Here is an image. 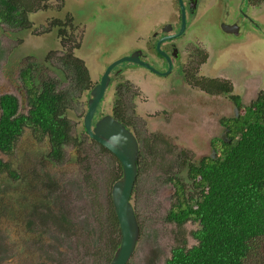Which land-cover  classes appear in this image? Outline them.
Returning <instances> with one entry per match:
<instances>
[{
  "label": "rangeland",
  "instance_id": "1",
  "mask_svg": "<svg viewBox=\"0 0 264 264\" xmlns=\"http://www.w3.org/2000/svg\"><path fill=\"white\" fill-rule=\"evenodd\" d=\"M18 1L24 5L32 2V26H13L0 5V96L15 95L23 114L29 108L23 72L30 69L37 87L44 80L54 79L60 89H66L72 86L74 70L65 68L62 58L67 48H73L85 61L94 84L104 65L122 55L121 51L150 47L145 33L161 23L172 22V18L160 17L161 0ZM164 1L171 9L177 8L176 0ZM244 3L216 0L193 21L196 43L185 39L181 50L189 70L197 71L203 56L199 54L204 53L201 37L212 43L204 75L234 72L233 93L238 94H243V87L250 93L258 88L264 91V19L260 18L264 15V0L262 4L249 0L253 9L259 8L252 16L260 20V25L246 18ZM241 9L245 11L241 13ZM19 18L16 16V21ZM55 20L69 24L64 35L57 36L56 27H51L50 22ZM234 21L239 26L238 34L224 29V24ZM214 62L216 66H212ZM228 66L227 72L224 68ZM126 80L133 83V107L126 120L135 122L130 127H134L141 145L131 195L140 238L128 264H167L179 239L185 238L189 247L197 244L191 232L199 227L195 219H187L181 235L177 223L169 220L178 202L175 179L170 177L175 174L187 190H192L187 176L189 160L193 157V161H199L214 149L221 150V142L212 144V140L224 136L222 120L234 116L233 102L230 95L210 94L195 85L189 86L190 93L178 97L163 93L168 90L161 87L170 80L161 83L164 79L147 70L130 67L112 84L100 107L101 115L111 111L116 86ZM164 97L173 104L172 109L167 102L161 103ZM208 98L214 100L213 106L205 104ZM244 100L250 104L249 99ZM86 111L83 94L67 112L73 128L61 158L50 155L48 138L39 140L30 126L11 152H0V158L17 174L15 177L4 172L0 176V264H109L112 260V187L120 177L119 163L87 134L83 126ZM154 133L164 140L156 144ZM144 137L146 142L142 141ZM182 149L189 157L185 168L181 167L186 159ZM246 264H264V239L256 242Z\"/></svg>",
  "mask_w": 264,
  "mask_h": 264
},
{
  "label": "trees",
  "instance_id": "2",
  "mask_svg": "<svg viewBox=\"0 0 264 264\" xmlns=\"http://www.w3.org/2000/svg\"><path fill=\"white\" fill-rule=\"evenodd\" d=\"M0 5L12 25L28 22L26 13L32 9L28 4L0 0ZM76 68L83 81L86 67ZM26 84L30 105L27 113H20L15 95L0 96V152H11L25 127L30 126L39 140L49 139L50 155L61 158L63 145L71 138L70 124L63 114L64 93L57 90L54 81H46L37 89L27 76ZM208 89L232 91L231 86L219 83L213 84L214 90ZM238 98L233 97L240 113L222 120L227 131L220 151L214 149L199 161L191 157L188 166L189 157L183 149L180 151L186 158L181 167L187 166V176L196 191L187 194L185 183L175 174L171 176V180L175 179L179 202L168 218L177 223L181 235L187 219H195L199 227L191 232L197 244L189 247L185 238L179 239L167 264H246L256 242L264 239V95L250 105L242 104ZM117 118L127 125L125 118L120 115ZM116 160L120 169L118 178L122 176V166L117 157ZM4 172L17 177L11 165L0 158V176ZM110 224L111 250L115 252L121 230L113 203Z\"/></svg>",
  "mask_w": 264,
  "mask_h": 264
},
{
  "label": "flooded vegetation",
  "instance_id": "3",
  "mask_svg": "<svg viewBox=\"0 0 264 264\" xmlns=\"http://www.w3.org/2000/svg\"><path fill=\"white\" fill-rule=\"evenodd\" d=\"M215 1L216 0H182V2H181V0H176L177 8L171 9V6L166 4V2L164 0H161L160 7H159L160 17L162 19H166V20L169 18H172V22H164L163 24L161 23L155 30L151 31L149 34L144 32L145 33L144 38L145 39L147 38L149 40V43L151 44L150 47H146V48H141V47L138 48L137 47L135 49H131V51H127V50L121 51L120 53H123L122 55L118 56L116 59H114V60H112V61H110L104 65V66H106L104 68V71L99 75V77L97 79L98 81L95 82L94 84L92 81L90 71H89L88 67L86 66V63L83 60V58L74 52L75 49L71 48L69 50V48H67V51L64 53V56L62 59H63V62L65 63V65L67 66L65 68H67V69L72 68L74 70L73 78L71 81L72 86H69L66 89H60L58 87L59 82L57 80L49 79V80L42 81L40 87L36 86V88L40 89L41 86H43V84L46 81H54L57 83V90H61L64 93L63 103H62L63 104V114L69 121L70 133H71V130L73 128V125H72L73 123H72V120L70 119V117L67 115V112L71 108V103L74 104V101H77L78 97L81 98L83 96V94H85V98L87 99V111H86L84 118H83L84 119L83 126H84L87 134L90 136V138L93 139L92 136L90 135L87 127H86V124H85V116L89 110V102H90V99L93 98V94H92L93 89L101 82L102 77H103L106 69L108 68V66H110L113 62H115L117 60H120V59L125 58V57H129V56H133L136 54V57H138V61L137 60L132 61L129 59H125L121 62H118L111 69V71L109 73L110 81H109V83L105 89V92L103 93L97 107H96L95 115H94L93 120L91 122V129L92 130L95 128V124H96L97 120L100 119L101 117L105 116V115L111 114L115 118H117L118 115H120L122 118H125V120L131 116V112H132L131 109L133 107V103L131 102L132 91L130 90V86H133V83L128 82L127 80L125 81L126 84L125 83H118V85L116 86L117 95H116V98L114 100L111 111L106 112L104 115L103 114L101 115V110H100V107H101L103 101L105 100V98L107 97L108 91L111 88L112 84L116 81L117 76L122 74L125 68H130V67H139L140 69H145V71L147 70L150 74L164 79V80H162L161 83H164V82L170 80V82L168 84L163 85L161 87V89L167 88L168 91H165L163 93L170 92V93L175 94L176 97H178L180 94L184 95V92L190 93L189 86H192V85H195L197 87L200 86L201 88L204 89V91H206L210 94H227V95H230L229 97L231 98V101L233 102V113H234V116H237L240 113V111L238 110L233 97H239L238 98L239 102H241L244 105H246L244 103L245 102L244 99H249L250 104H251V103L255 102L261 95H264V91L262 90L263 88H258L254 93H250L248 88L245 89V87H243L242 88L243 94H238L235 92L233 93V87H234L236 79L234 78L235 77L234 72L233 73L228 72L229 66L224 68L225 70H227L228 74H222L220 76H218V75H216V76L204 75L203 68H204V65L206 63H208L207 61L210 59V54L212 52V49L210 51V47L212 48L213 44L210 43V45H209L208 41H205L202 39L203 37H201V41L204 43V45H203V49L202 48H200V49H202L201 51H203L205 54L204 53L202 54L201 52L199 54L200 57H201V55H203V56L201 57L200 65L198 64L199 66H198L197 71H196V68L194 69V71L189 70V68H188L189 65L187 64V62H184L185 60L183 57V52L181 51L183 48V46H182L183 41H185V39L187 41L190 40L191 42L193 41V43H196L198 35H196L195 31L193 30V23H194L193 21H195L197 18H199L205 12V10H207V8L212 3H214ZM158 2H160V1H158ZM256 2H257V4L258 3L262 4L263 0H256ZM28 3H30V4H28L29 5L28 7L32 8V2H28ZM182 3L184 6V10L182 8ZM243 3L246 6V12L249 13V11H250V15L247 13L246 18L249 21H251L252 23H254V24L257 23V25H260L258 22L260 20H258L257 17L252 16L253 11L256 12V10H258L259 8L256 7L253 9V7L249 3V0H243ZM244 11L245 10L241 9V13H243ZM31 12H34L33 8L30 11H28V13L25 12L26 13V20H28V22L26 24L23 25L22 23H16V25H13V26H18V27L23 28V29H29V27L31 28L32 20H30V18H29V14ZM183 14L185 15V22L183 21ZM66 15L69 16L68 14H66ZM260 16H261L260 18L264 19V15L260 14ZM71 17L73 18V15ZM73 21H74V18H73ZM50 25H51V27H56L55 29H56V33H57L56 35L57 36L64 35L65 31H67V28L69 26V24L61 23L59 20L51 21ZM188 26H189V31H187ZM224 29H226L232 33H236V34L239 33V26H238V23H236V21H234L232 24H224ZM141 32H143V31H141ZM147 39H146V42H147ZM69 40L70 39L67 38L68 42H69ZM96 59L100 60L98 56H96ZM215 62L212 66H214V65L216 66ZM77 63H79V64H77ZM79 65L82 66V68L85 66L87 69V71L85 73V79L83 81L80 80V75L77 72L76 66H79ZM199 68L201 69L200 73H198ZM134 69H136V68H134ZM215 69L219 70L218 68H215ZM222 69H220V70H222ZM83 70H84V68H83ZM25 72L28 73V75H24V72H23V75L25 77V85L27 86V84H26V77L27 76H29L31 78V82L33 83V85H36L35 81H33L32 74L30 73V69H28ZM214 83H219V84H223V85L227 84V85L231 86L232 91L226 92V93L221 92L219 90L215 91V92L209 91L208 88L213 89ZM27 87L29 89V86H27ZM8 94H10V93H8ZM76 94H77V96L75 97ZM164 99L165 100L161 101V103L167 102L166 103L167 106L170 109H172V107H174L173 104L170 103L166 97H164ZM207 101H208V103H207ZM207 101L205 103L206 105L213 106L214 100L212 98H208ZM28 103H29V95H28ZM201 106H203V105L201 104ZM29 107H30V105H29ZM73 108H74V106H73ZM19 111H20V102H19ZM117 119L119 120V118H117ZM126 123H127V125L124 123L123 124L136 135L138 141L140 142L138 135L134 132V130H135L134 127H133V129L130 127V125L133 126L135 122L132 123V122H129L128 120H126ZM223 126L225 128L224 136L212 140V144H217L219 141L222 142V140H226L227 129H226V126L224 124H223ZM152 138L156 142V144L158 141L164 140V137H162V135H160L159 133H154L152 135ZM142 141L146 142L145 137L142 139ZM215 148H216V145H215ZM190 189H192V190L186 189L187 194L189 191H192V192L196 191L194 186H192V188H190ZM176 193H177V187H176L175 194ZM176 196H177V201L179 202L178 195L176 194ZM197 196H198V194H195V197H197Z\"/></svg>",
  "mask_w": 264,
  "mask_h": 264
},
{
  "label": "water",
  "instance_id": "4",
  "mask_svg": "<svg viewBox=\"0 0 264 264\" xmlns=\"http://www.w3.org/2000/svg\"><path fill=\"white\" fill-rule=\"evenodd\" d=\"M182 8L184 10L183 3ZM183 21L185 22L184 14ZM125 59L138 61L135 54L108 66L101 82L92 91L93 98L90 99L89 110L85 116V124L92 138L112 152L122 166V177L116 180L112 187V202L120 225L121 239L109 264H128L140 238V225L131 203V195L138 176L140 143L136 135L111 114L98 119L93 130L91 122L110 81L111 69Z\"/></svg>",
  "mask_w": 264,
  "mask_h": 264
},
{
  "label": "clouds",
  "instance_id": "5",
  "mask_svg": "<svg viewBox=\"0 0 264 264\" xmlns=\"http://www.w3.org/2000/svg\"><path fill=\"white\" fill-rule=\"evenodd\" d=\"M140 143V142H139ZM108 150V149H107ZM140 151H141V145H140ZM112 153V152H111ZM113 154V153H112ZM114 155V154H113ZM115 156V155H114ZM139 156H140V153H139ZM116 157V156H115ZM118 159V158H117Z\"/></svg>",
  "mask_w": 264,
  "mask_h": 264
}]
</instances>
